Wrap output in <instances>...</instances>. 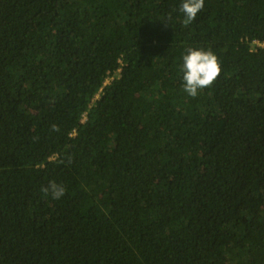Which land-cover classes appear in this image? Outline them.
Listing matches in <instances>:
<instances>
[{
  "label": "trees",
  "instance_id": "1",
  "mask_svg": "<svg viewBox=\"0 0 264 264\" xmlns=\"http://www.w3.org/2000/svg\"><path fill=\"white\" fill-rule=\"evenodd\" d=\"M181 3L0 0V264H264V0Z\"/></svg>",
  "mask_w": 264,
  "mask_h": 264
},
{
  "label": "clouds",
  "instance_id": "2",
  "mask_svg": "<svg viewBox=\"0 0 264 264\" xmlns=\"http://www.w3.org/2000/svg\"><path fill=\"white\" fill-rule=\"evenodd\" d=\"M204 0H182L179 10L185 16V23L194 21L197 14L203 9ZM184 91L190 96L196 97L198 90L209 88L221 74V63L211 50L188 48L182 57ZM53 130L59 131L56 125ZM45 194L51 193L53 199L62 197L66 189L56 182H50L41 189Z\"/></svg>",
  "mask_w": 264,
  "mask_h": 264
},
{
  "label": "rangeland",
  "instance_id": "3",
  "mask_svg": "<svg viewBox=\"0 0 264 264\" xmlns=\"http://www.w3.org/2000/svg\"><path fill=\"white\" fill-rule=\"evenodd\" d=\"M257 45H261L260 43H258V42H255ZM264 45V44H263Z\"/></svg>",
  "mask_w": 264,
  "mask_h": 264
}]
</instances>
